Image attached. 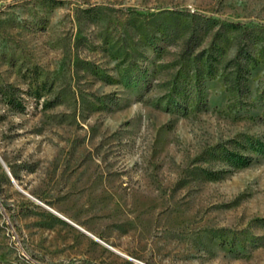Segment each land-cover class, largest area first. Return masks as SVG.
Here are the masks:
<instances>
[{"label":"rangeland","instance_id":"rangeland-1","mask_svg":"<svg viewBox=\"0 0 264 264\" xmlns=\"http://www.w3.org/2000/svg\"><path fill=\"white\" fill-rule=\"evenodd\" d=\"M0 155V264H264V0H0Z\"/></svg>","mask_w":264,"mask_h":264},{"label":"water","instance_id":"water-1","mask_svg":"<svg viewBox=\"0 0 264 264\" xmlns=\"http://www.w3.org/2000/svg\"><path fill=\"white\" fill-rule=\"evenodd\" d=\"M0 159L2 160V162H3V164H4V166H5V168H6V170L10 173V175L13 177V175H12V173H11V171H10V169H9V167L7 166V164H6V162L3 160V158L1 157V155H0ZM13 179H14V177H13ZM15 180V179H14ZM28 195H30L29 193H27ZM31 196V195H30ZM70 222H72V221H70ZM73 224H75L76 226H78L79 228H81L79 225H77L76 223H74V222H72ZM81 229H83V228H81ZM84 230V229H83ZM85 232H87V233H89V234H91L92 236H94L95 238H97L99 241H101V242H104V241H102L100 238H98V237H96L95 235H93L92 233H90V232H88V231H86V230H84ZM121 254H123V253H121ZM123 255H125V254H123ZM125 256H127V255H125Z\"/></svg>","mask_w":264,"mask_h":264},{"label":"crops","instance_id":"crops-1","mask_svg":"<svg viewBox=\"0 0 264 264\" xmlns=\"http://www.w3.org/2000/svg\"><path fill=\"white\" fill-rule=\"evenodd\" d=\"M71 223H72V222H71ZM74 225H75V224H74ZM77 225H78V224H77ZM77 227H78V226H77ZM80 227H81V226H80ZM81 228H82V227H81ZM83 229H84V228H83ZM83 229H82V230H83ZM84 230H86V229H84ZM84 230H83V231H84ZM86 231H88V230H86ZM88 232H89V231H88ZM86 233H87V232H86ZM90 233H91V232H90ZM88 234H89V233H88ZM90 235H91V234H90ZM93 235H94V234H93ZM91 236H92V235H91ZM93 237H94V236H93ZM96 239H97V238H96ZM102 243H104L105 245L109 246L108 243H106V242H102ZM117 252H118V251H117ZM119 253H120V252H119Z\"/></svg>","mask_w":264,"mask_h":264},{"label":"trees","instance_id":"trees-1","mask_svg":"<svg viewBox=\"0 0 264 264\" xmlns=\"http://www.w3.org/2000/svg\"><path fill=\"white\" fill-rule=\"evenodd\" d=\"M189 43H190V41L187 42V47H189Z\"/></svg>","mask_w":264,"mask_h":264},{"label":"bare ground","instance_id":"bare-ground-1","mask_svg":"<svg viewBox=\"0 0 264 264\" xmlns=\"http://www.w3.org/2000/svg\"><path fill=\"white\" fill-rule=\"evenodd\" d=\"M24 191V190H23Z\"/></svg>","mask_w":264,"mask_h":264}]
</instances>
